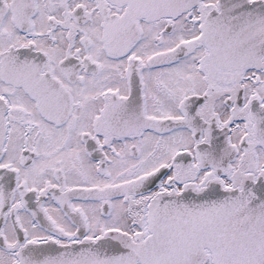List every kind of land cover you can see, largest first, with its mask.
Masks as SVG:
<instances>
[{"label":"flooded vegetation","instance_id":"obj_1","mask_svg":"<svg viewBox=\"0 0 264 264\" xmlns=\"http://www.w3.org/2000/svg\"><path fill=\"white\" fill-rule=\"evenodd\" d=\"M227 1L147 19L111 0H0V264H95V243L156 264L169 198L264 203V0ZM261 213L233 239L264 241ZM216 245L188 255L225 264Z\"/></svg>","mask_w":264,"mask_h":264},{"label":"water","instance_id":"obj_2","mask_svg":"<svg viewBox=\"0 0 264 264\" xmlns=\"http://www.w3.org/2000/svg\"><path fill=\"white\" fill-rule=\"evenodd\" d=\"M120 6L125 7L127 17L158 18L163 15H175L191 9L201 0H111ZM228 0L226 4H230ZM249 20L260 18L257 10L248 11ZM264 21V15L261 17ZM260 27L264 29V23ZM260 185L247 184L244 190L259 188ZM262 194L250 195L249 193L220 192L215 189L203 192L199 195L192 192L177 194L169 198L164 204L159 205L153 223V235L148 238L147 251L150 260L156 264H173L178 260H184L183 264H195L196 257L188 252L192 249H200L201 245L213 240L222 252L225 264H264V241H245L240 238L233 239V234L239 230L231 224L261 220L264 203L261 200ZM255 199V200H254ZM260 199V200H259ZM254 200L248 205V201ZM169 201V202H168ZM210 203H214V206ZM202 205V206H201ZM246 206H249L248 209ZM203 209V213H200ZM212 210V212H211ZM216 210V211H215ZM241 230L249 229L247 225ZM180 231H182L180 233ZM237 240V241H236ZM193 242V245L188 246ZM232 242V243H231ZM184 243L187 247L172 250L165 247L168 244ZM200 245V246H198ZM199 247V248H198ZM118 247L107 243H95L88 250L94 253L95 264H121V254L117 253ZM183 251V254H174ZM64 250L37 246L34 247L30 256L60 255ZM26 258L28 257L25 255ZM198 258V257H197ZM89 259V260H90ZM106 260L105 263H99Z\"/></svg>","mask_w":264,"mask_h":264}]
</instances>
